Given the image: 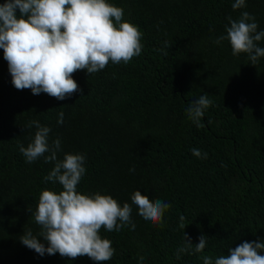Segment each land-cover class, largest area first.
<instances>
[{
	"label": "trees",
	"instance_id": "1",
	"mask_svg": "<svg viewBox=\"0 0 264 264\" xmlns=\"http://www.w3.org/2000/svg\"><path fill=\"white\" fill-rule=\"evenodd\" d=\"M108 2L141 31V54L94 74L75 72L82 92L62 101L17 90L0 49V264H97L87 256H40L20 242L31 230L47 246L29 207L36 211L43 190L62 191L44 179L54 162L27 163L19 151L34 138L35 127L27 128L34 120L51 129L50 144L60 139L58 159L86 156L79 193L132 206L135 230H100L115 249L102 264H203L202 256L214 261L245 241L264 242V58L252 65L247 54L234 56L227 40L215 43L228 18L243 11L264 31V0H245L236 10L234 0ZM204 94L212 104L198 128L186 110ZM137 190L171 205L162 225L138 215L131 201ZM185 232L193 244L208 236L207 245L177 259Z\"/></svg>",
	"mask_w": 264,
	"mask_h": 264
},
{
	"label": "clouds",
	"instance_id": "2",
	"mask_svg": "<svg viewBox=\"0 0 264 264\" xmlns=\"http://www.w3.org/2000/svg\"><path fill=\"white\" fill-rule=\"evenodd\" d=\"M245 0H234L232 8L242 9ZM19 9V16L17 15ZM124 10L108 0H6L0 4V49L8 63L12 84L17 90L31 89L34 95L45 93L57 100H64L81 91L73 74L86 70L94 74L106 68L111 62L118 65L129 63L142 51V33L137 26L123 20ZM255 16L241 12L238 19L228 18L226 35L215 41L227 40L232 54L248 55L252 65L264 58V47L258 42L264 40V31H258ZM212 104L207 94L199 96L187 108V115L199 128L204 125L201 118ZM58 123H64V113L58 115ZM35 127L33 140L25 147L18 145L27 163L43 157L45 163L54 162V167L44 178L59 183L62 191L43 190L38 206L33 213L41 227L39 237L29 230L20 236V242L40 256L60 254L72 260L87 256L97 264L112 259L115 249L111 241L101 238L100 230L119 232L132 221V206H123L111 195L97 192L81 194L77 186L86 173L84 154L65 153L58 159L61 149L59 138L49 143L51 129L39 121H31L27 128ZM192 153L201 157V151L193 148ZM47 154V155H46ZM207 158V153L203 154ZM134 171V169H132ZM132 204L145 221L163 223V216L171 205L163 200H151L137 190L131 195ZM185 217H180L181 229ZM206 235L198 237L193 244L185 232V243L177 249L176 258L182 253H203L207 245ZM228 255L214 259L200 257L203 264H264V242L245 241L235 248H229ZM143 260V257L140 258Z\"/></svg>",
	"mask_w": 264,
	"mask_h": 264
}]
</instances>
